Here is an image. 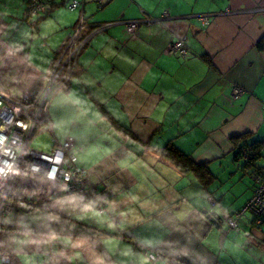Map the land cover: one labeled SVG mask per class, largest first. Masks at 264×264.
<instances>
[{"label": "crops", "instance_id": "obj_1", "mask_svg": "<svg viewBox=\"0 0 264 264\" xmlns=\"http://www.w3.org/2000/svg\"><path fill=\"white\" fill-rule=\"evenodd\" d=\"M26 1L0 0V92L11 97L39 92L79 16L90 26L154 21L91 34L69 85L51 97L44 151L70 138L86 187L2 215L11 264H264V225L236 217L254 187L231 196L222 185L252 182L264 166V147L255 165L235 158L244 142L264 141V0H79L73 10L72 0H43L36 16ZM180 39L186 54L169 53ZM167 145L191 169L164 155ZM205 210L236 217L240 229Z\"/></svg>", "mask_w": 264, "mask_h": 264}, {"label": "built area", "instance_id": "obj_2", "mask_svg": "<svg viewBox=\"0 0 264 264\" xmlns=\"http://www.w3.org/2000/svg\"><path fill=\"white\" fill-rule=\"evenodd\" d=\"M80 4L81 1L72 0L68 9L73 10ZM45 10L47 4L43 0L26 1V13L29 16H36ZM165 16L167 12L162 17ZM197 16L203 25L209 23L208 14ZM158 19L160 18L155 20ZM151 21H154V18L107 21L90 26L81 15L68 34L60 58L43 84L42 90L36 95L23 94L20 97H11L0 92V220L3 214L12 212L27 202L71 194L86 187V170L77 165V156L72 152L73 144L70 138L56 143L50 151L34 148L31 146V140L39 131L50 129L47 112L49 97L69 85L80 49L91 34L119 22H123L128 32H133L140 25ZM167 51L179 55L186 54L182 39L169 43ZM242 93L241 86L232 84L233 98H238ZM260 108L264 111V101L261 102ZM248 152L246 148H242L238 158L246 160ZM251 177L254 181L252 195L236 217L249 211L252 214L253 226L260 229L264 225V168L253 172ZM236 217L224 214L220 216V220L225 222L228 228L238 231L240 228ZM143 255L151 261L163 257L148 250H143ZM13 259L14 254L0 245V264H11Z\"/></svg>", "mask_w": 264, "mask_h": 264}, {"label": "trees", "instance_id": "obj_3", "mask_svg": "<svg viewBox=\"0 0 264 264\" xmlns=\"http://www.w3.org/2000/svg\"><path fill=\"white\" fill-rule=\"evenodd\" d=\"M47 8H48V5H47ZM257 47L261 50H264V38H261L257 42ZM240 146H241L240 150L242 148H246L249 151L248 152V158L246 160L239 159L238 157H239L240 150L238 151L235 158L238 160H242V161H240V163L243 162L244 163L243 166L246 168V167L255 165L256 160L259 159V157L261 156L260 150L262 147H264V141L254 142L252 144H247L244 142V144L240 145ZM165 147L166 148L163 149V154L167 155L171 160H173L178 165V167L180 169L182 168L183 170H186L187 168H190V167H188V166H190V159H188L187 156L182 155L178 150H176L175 148H172L168 145ZM262 168H264V166L256 168L253 172H259L262 170Z\"/></svg>", "mask_w": 264, "mask_h": 264}, {"label": "rangeland", "instance_id": "obj_4", "mask_svg": "<svg viewBox=\"0 0 264 264\" xmlns=\"http://www.w3.org/2000/svg\"><path fill=\"white\" fill-rule=\"evenodd\" d=\"M42 88L40 90H42ZM52 96L53 94L51 95V97ZM51 97H49V102L51 100ZM47 112H48V107H47ZM49 145H50L49 134L45 130L37 133L31 140V146H33L34 148L40 149V150H47L48 149L47 147ZM237 162H239V160H237ZM236 171H238V174L240 173L239 170L236 169ZM247 175H244L243 179L240 178V175H238V177H235L233 179H227V180L225 179L222 185L227 188L231 196H233L232 192L241 190V188H244L245 190H247L250 184H251V189H252L254 187V181L250 182L251 180L249 181V179L247 178ZM231 187L234 191L229 190ZM246 213L249 214L250 212L246 211Z\"/></svg>", "mask_w": 264, "mask_h": 264}, {"label": "water", "instance_id": "obj_5", "mask_svg": "<svg viewBox=\"0 0 264 264\" xmlns=\"http://www.w3.org/2000/svg\"><path fill=\"white\" fill-rule=\"evenodd\" d=\"M206 212V216L211 220V221H214V222H219V219H220V215L218 214V212L216 210H211L209 212Z\"/></svg>", "mask_w": 264, "mask_h": 264}]
</instances>
